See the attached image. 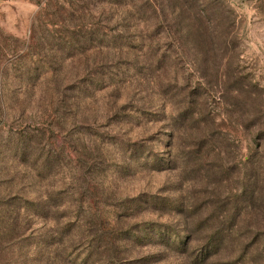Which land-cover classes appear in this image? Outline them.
Returning a JSON list of instances; mask_svg holds the SVG:
<instances>
[{
  "label": "rangeland",
  "instance_id": "rangeland-1",
  "mask_svg": "<svg viewBox=\"0 0 264 264\" xmlns=\"http://www.w3.org/2000/svg\"><path fill=\"white\" fill-rule=\"evenodd\" d=\"M136 2L0 0V264H264V0Z\"/></svg>",
  "mask_w": 264,
  "mask_h": 264
},
{
  "label": "trees",
  "instance_id": "trees-1",
  "mask_svg": "<svg viewBox=\"0 0 264 264\" xmlns=\"http://www.w3.org/2000/svg\"><path fill=\"white\" fill-rule=\"evenodd\" d=\"M93 1V0H92ZM94 0V7L96 8L95 10H97L98 13H104L107 8L109 7H113L115 5L119 6L121 9L126 8L128 9V7L133 3H137V0ZM126 1V2H125ZM136 5V4H135ZM212 5V4H211ZM46 9V8H45ZM211 9H216V10H221V6L219 3L214 4L211 6ZM92 43H93V47L92 49L97 50V51H101V50H105V49H110L113 47H127L129 44L128 43V39H126L125 37L122 36H109V34H106L104 31H102L101 29H98L96 31V40L94 42L93 39ZM151 203H155V202H151ZM20 208H26V209H33L34 211H40V208H37L36 206L33 207H28V206H19ZM5 212H1L0 211V217H2V215ZM149 229L154 230L158 235L160 236H171L172 234H174L173 232L171 233L169 231L168 227H164V226H154V225H150L148 226ZM165 228V229H162ZM19 229L20 226L17 223H6V222H2L0 220V235H4V236H11V235H15V234H19ZM38 249V248H37ZM45 256V254H44ZM76 264H78L77 262H75ZM79 264H82V262H80Z\"/></svg>",
  "mask_w": 264,
  "mask_h": 264
}]
</instances>
